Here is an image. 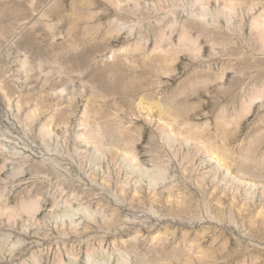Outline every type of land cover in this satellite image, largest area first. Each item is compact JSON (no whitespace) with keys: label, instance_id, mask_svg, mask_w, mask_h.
Here are the masks:
<instances>
[{"label":"rangeland","instance_id":"1","mask_svg":"<svg viewBox=\"0 0 264 264\" xmlns=\"http://www.w3.org/2000/svg\"><path fill=\"white\" fill-rule=\"evenodd\" d=\"M0 264H264V0H0Z\"/></svg>","mask_w":264,"mask_h":264},{"label":"bare ground","instance_id":"2","mask_svg":"<svg viewBox=\"0 0 264 264\" xmlns=\"http://www.w3.org/2000/svg\"><path fill=\"white\" fill-rule=\"evenodd\" d=\"M219 159L216 160V162L218 163Z\"/></svg>","mask_w":264,"mask_h":264}]
</instances>
